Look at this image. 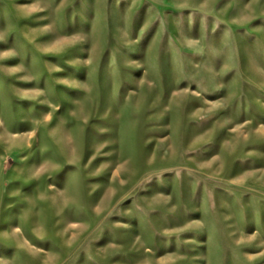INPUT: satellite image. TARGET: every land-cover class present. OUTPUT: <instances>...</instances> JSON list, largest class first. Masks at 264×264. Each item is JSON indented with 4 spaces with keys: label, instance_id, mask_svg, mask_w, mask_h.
Segmentation results:
<instances>
[{
    "label": "rangeland",
    "instance_id": "rangeland-1",
    "mask_svg": "<svg viewBox=\"0 0 264 264\" xmlns=\"http://www.w3.org/2000/svg\"><path fill=\"white\" fill-rule=\"evenodd\" d=\"M0 264H264V0H0Z\"/></svg>",
    "mask_w": 264,
    "mask_h": 264
}]
</instances>
